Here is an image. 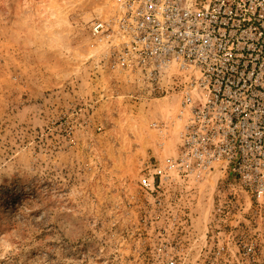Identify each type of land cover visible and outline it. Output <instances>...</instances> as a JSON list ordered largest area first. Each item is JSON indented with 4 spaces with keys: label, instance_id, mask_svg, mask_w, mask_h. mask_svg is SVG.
<instances>
[{
    "label": "rangeland",
    "instance_id": "374dc122",
    "mask_svg": "<svg viewBox=\"0 0 264 264\" xmlns=\"http://www.w3.org/2000/svg\"><path fill=\"white\" fill-rule=\"evenodd\" d=\"M112 7L0 0V264H264V202L217 169L141 189L179 99L105 66L90 25Z\"/></svg>",
    "mask_w": 264,
    "mask_h": 264
},
{
    "label": "built area",
    "instance_id": "2783aa9c",
    "mask_svg": "<svg viewBox=\"0 0 264 264\" xmlns=\"http://www.w3.org/2000/svg\"><path fill=\"white\" fill-rule=\"evenodd\" d=\"M90 33L105 46L109 70L135 74L152 90L162 80L166 91L177 88V154L146 166L141 189H159L175 171L217 169L264 202V0H113Z\"/></svg>",
    "mask_w": 264,
    "mask_h": 264
}]
</instances>
